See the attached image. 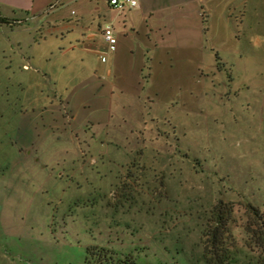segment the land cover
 <instances>
[{
	"label": "crops",
	"instance_id": "1",
	"mask_svg": "<svg viewBox=\"0 0 264 264\" xmlns=\"http://www.w3.org/2000/svg\"><path fill=\"white\" fill-rule=\"evenodd\" d=\"M109 1L0 0V17L12 21L0 23V69L22 72L21 65L34 63V79L15 82L21 95L34 92V106L0 104V215L7 190L15 196L11 206L20 203L23 174L34 181V163L46 161L38 147L26 153L15 139L29 110L62 108L65 133L40 141L66 146L76 139L85 144L80 153L96 150L102 133L86 125H100L103 111L127 125L116 134L143 146L137 153L144 143L164 141L171 128L184 141L208 119L223 128L229 122L226 131L235 133L242 118L264 137V0H138L137 8L123 10ZM107 25L114 47L102 36ZM43 77L45 92L37 82ZM76 103L90 105L93 118L76 125ZM244 108L254 112L250 121ZM65 148L61 157L70 155Z\"/></svg>",
	"mask_w": 264,
	"mask_h": 264
},
{
	"label": "rangeland",
	"instance_id": "2",
	"mask_svg": "<svg viewBox=\"0 0 264 264\" xmlns=\"http://www.w3.org/2000/svg\"><path fill=\"white\" fill-rule=\"evenodd\" d=\"M22 66V72L15 65L0 69V104L34 106V92L21 95L15 85L19 77L34 79V63ZM37 82L44 92L49 87L45 77ZM93 110L76 103V125L93 118ZM242 112L249 121L254 114L246 108ZM67 120L59 106L29 110L23 117L27 126L15 137L17 143L26 153L38 147L46 161L34 163V181L23 174L22 193L16 195L20 203L12 207L15 196L7 190L0 215V264H83L88 246L131 254L138 264H208L203 232L219 202L226 211L232 209L225 244L229 264H256L244 226L247 204L264 211V137L247 129L244 119L232 126L242 129L235 133L226 131L229 122L224 120L223 128L208 119L207 127L199 125L180 142L171 128L164 141L144 143L137 153L143 146L116 134L127 125H116L103 111L100 125H86L102 133L94 152L80 153L85 144L76 139L66 146L41 142L47 133H65ZM65 147L70 155L61 157ZM58 164L66 169L62 177Z\"/></svg>",
	"mask_w": 264,
	"mask_h": 264
},
{
	"label": "trees",
	"instance_id": "3",
	"mask_svg": "<svg viewBox=\"0 0 264 264\" xmlns=\"http://www.w3.org/2000/svg\"><path fill=\"white\" fill-rule=\"evenodd\" d=\"M10 19L0 17L1 24H10ZM222 202L216 207L214 220L209 221L203 232L204 253L208 264H229L230 252L225 247L230 237V213L226 211ZM247 220L244 232L247 235L248 243H252L256 249V264H264V211L247 204ZM83 264H138L131 254H118L111 249L99 246H88L85 250Z\"/></svg>",
	"mask_w": 264,
	"mask_h": 264
},
{
	"label": "built area",
	"instance_id": "4",
	"mask_svg": "<svg viewBox=\"0 0 264 264\" xmlns=\"http://www.w3.org/2000/svg\"><path fill=\"white\" fill-rule=\"evenodd\" d=\"M110 5L119 10L125 8L134 9L138 7V0H110ZM102 36L104 41L110 46L114 47L117 44V38L110 25H107L102 30Z\"/></svg>",
	"mask_w": 264,
	"mask_h": 264
}]
</instances>
